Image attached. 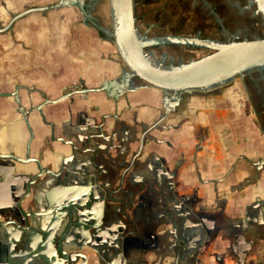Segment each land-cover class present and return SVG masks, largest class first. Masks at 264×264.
<instances>
[{"label": "crops", "instance_id": "0c3cea01", "mask_svg": "<svg viewBox=\"0 0 264 264\" xmlns=\"http://www.w3.org/2000/svg\"><path fill=\"white\" fill-rule=\"evenodd\" d=\"M93 15L110 27V0H99ZM32 17L31 37L46 42L57 36L61 44L70 22L84 19L72 6L49 11L46 20ZM73 47L77 57L59 51L56 64L46 60L62 82L75 77L77 67L90 84L99 67L105 65L104 77L112 80L126 68L114 41L88 24H79ZM131 87L111 104L120 120H110L107 163L123 180L110 186L101 212L97 245L107 263L264 264V130L253 120H233L228 132L218 120H201L202 113L200 120L178 114L162 120L136 156L141 130L157 121L167 92L138 77ZM198 105L193 98L191 108ZM209 126L212 134L204 133ZM7 181L2 176L0 186ZM88 190L81 184L79 194ZM1 251L4 261L17 255L10 247Z\"/></svg>", "mask_w": 264, "mask_h": 264}, {"label": "flooded vegetation", "instance_id": "af4514ba", "mask_svg": "<svg viewBox=\"0 0 264 264\" xmlns=\"http://www.w3.org/2000/svg\"><path fill=\"white\" fill-rule=\"evenodd\" d=\"M57 1L0 0V154H10L22 159L14 161L15 172L22 175L25 185L27 182L31 183L32 193L36 190L46 192L54 186L66 184L76 186L77 189L81 184L86 189L102 188L104 203L97 207L102 222L98 231L100 233L105 224L101 212L104 210L106 200L111 198L109 188L115 181L123 180L121 176L117 178L115 168L107 163L111 147L108 140L113 137L110 120H120L119 112L112 114L111 104L113 99L118 104L129 90L119 94L123 87L119 88L116 84L115 94L118 97L117 99L113 97V88L108 84L104 85V82L112 80L104 77L107 69L105 65L102 69L99 67L97 71L99 77L93 84L88 83L86 77L81 78L79 67L75 77L62 82L59 71L48 65L47 58L52 63H57L59 51H67L73 57H77L78 51H75L73 41L81 23L92 26L103 39H112L107 32L111 30V26L106 28L98 17L93 15L99 0H73L70 6L79 12L81 3L87 14L96 19L98 24L90 20L84 21L85 16L82 13L84 16L82 21L77 19L70 22L67 38L65 41L61 40L63 44L57 36L46 42L31 37V30L35 24L32 20L33 15H39L46 20L49 11L69 7L47 9V6ZM157 1L141 0L144 9L139 15L142 41L186 35L188 24L196 27L192 34L194 38L203 37L220 42L238 38L236 33L225 29L224 16L215 10L216 17L213 23L216 27L213 25L212 28H208L211 31L205 29L203 21L197 23L188 21L185 18L186 14L182 16L185 19L180 18L181 21L178 22L180 26L177 28H175L177 22L172 20L148 21L149 12L145 9L146 4ZM200 2L205 8L210 6L211 9L216 8L213 0ZM33 8L39 10L33 11ZM161 14L162 11L158 16ZM166 29L172 32H160ZM150 30L159 32L151 35ZM217 35H221L220 40L216 39ZM161 44L164 43L160 40L146 45L150 52H153ZM128 76L129 70L126 67L116 80L127 88L125 79ZM134 77L129 78L130 87ZM170 95L171 93L167 91L165 99ZM193 98L200 102L195 108L190 106ZM171 100L172 106L168 105L170 112L165 113L167 106L163 104V110L154 122L156 126L150 132L161 127L162 120L168 117L172 116L176 120L175 116L182 114L190 120H200L201 113L203 114L201 120H218L220 124L226 126V131L230 132L233 120H249L244 117V113L247 112L256 128L264 130V67L254 68L245 72L243 76H237L221 84L179 91ZM145 129L141 130V135ZM204 133L212 134V127H205ZM4 162L6 163L0 159V167ZM237 164L234 162L230 168L234 170ZM40 171H43L42 174L33 180L32 177ZM62 217L65 219L64 222ZM59 223L62 225L60 224L58 233H63L67 228L69 232H73L76 228L68 215H59ZM44 225L48 227L51 224L47 222ZM89 230L93 234L94 230L91 228ZM65 246L69 249L72 244L68 243ZM17 247V255L12 258L10 264H63L58 255L55 256L51 245L45 247L50 260L42 258L40 261H30L29 256L28 260H25L22 256V247L20 245ZM84 252L88 256L84 264H108L107 257L102 255L103 251L98 255L95 249L87 247ZM80 260L74 264H80Z\"/></svg>", "mask_w": 264, "mask_h": 264}, {"label": "water", "instance_id": "95a60500", "mask_svg": "<svg viewBox=\"0 0 264 264\" xmlns=\"http://www.w3.org/2000/svg\"><path fill=\"white\" fill-rule=\"evenodd\" d=\"M252 1L264 21V0ZM72 2L73 0H58L47 6V9L70 6ZM79 7L85 16L84 21L90 20L98 24L96 19L87 14L81 3ZM38 10L33 8V11ZM110 16L111 30L107 32L111 35L120 57L129 70V76L125 79L127 88L116 79L104 82L105 86L108 84L113 88L115 99L118 97L115 94V85L117 84L119 88L123 87L119 94L132 90L129 86V78L137 76L152 86L171 92V95L164 100V105L167 106L165 113L168 114L170 112L168 105L172 106L171 99L179 91H191L221 84L237 76H243L245 72L254 68L264 67V36L236 39L223 44L189 39L202 42L205 46L213 48V51L178 66L156 65L147 57L143 49L145 44L163 39L188 38H163L143 42L138 36L135 25L134 0H110ZM155 126V124L150 125L143 131L136 156L142 153L147 141L146 135ZM0 159L6 161L1 164L0 176H6L8 180L6 184L0 186L1 250L10 247L16 252V247L20 245L25 260H28L29 256L30 261H40L42 258L50 260L45 247L51 245L55 256L57 254L63 264H74L79 259H81L80 264H84L88 260L87 253L84 252L87 247L95 249L98 255L101 254L102 250L97 245V239L102 222L97 207L104 203L102 188L91 187L90 192L86 191L84 196L80 195L79 189L71 184L54 186L46 192L36 190L32 193L31 183L27 182L22 191V175L16 174L13 164L14 161L22 159L10 154H0ZM42 172L35 174L33 180ZM60 213L62 216H69L70 222L76 227L73 232H69L67 228L63 233H58L61 224H58ZM64 220L62 217L63 222ZM47 222L51 225L45 227L44 224ZM90 228L94 230L93 234ZM2 239L5 242L3 244ZM68 243L72 244L69 249L65 246ZM1 250L0 264H10L12 261L3 260Z\"/></svg>", "mask_w": 264, "mask_h": 264}, {"label": "rangeland", "instance_id": "374dc122", "mask_svg": "<svg viewBox=\"0 0 264 264\" xmlns=\"http://www.w3.org/2000/svg\"><path fill=\"white\" fill-rule=\"evenodd\" d=\"M211 1V0H210ZM216 8L211 9L203 7L200 0H158L157 2H149L146 4L148 17L147 20H159L177 22L175 28L180 26L178 24L180 18L184 14L188 21L197 23L200 21L205 22V29L212 28L215 24L213 20L216 17V12L221 13L224 16V27L237 34L236 39L252 38L258 36H264V21L261 15L256 11V4L252 0H213ZM143 5L141 0H134V16L135 25L137 26V33L142 38V26L139 20V15L143 11ZM214 10L216 12H214ZM162 11V14L158 16V13ZM184 18V19H185ZM196 29L194 25L188 24L185 33L186 35L166 36L165 38H188V39H163L161 44L150 52L148 45H144L143 49L148 55L147 57L156 65L163 66H178L184 63H188L193 59L204 56L213 51V48L205 46L202 42L194 41L199 40L212 44H223L226 41H216L212 39H204L203 37H192L193 30ZM207 31V30H206ZM208 31H211L208 29ZM207 31V32H208ZM158 30H150V34H158ZM160 32L169 33L172 30L166 29ZM249 36V37H248ZM221 35H217L216 39L220 40ZM194 39V40H189ZM170 40V42L168 41ZM175 43H174V42ZM146 42V41H143ZM172 57V59H170ZM237 89V88H236ZM247 116V117H246ZM245 118H250V115L244 113Z\"/></svg>", "mask_w": 264, "mask_h": 264}]
</instances>
